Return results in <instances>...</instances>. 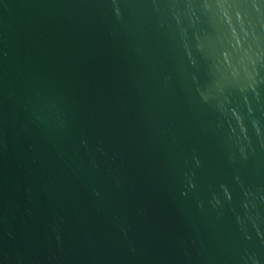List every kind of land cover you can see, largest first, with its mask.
Instances as JSON below:
<instances>
[{"label": "water", "instance_id": "1", "mask_svg": "<svg viewBox=\"0 0 264 264\" xmlns=\"http://www.w3.org/2000/svg\"><path fill=\"white\" fill-rule=\"evenodd\" d=\"M0 264H264V0H0Z\"/></svg>", "mask_w": 264, "mask_h": 264}]
</instances>
